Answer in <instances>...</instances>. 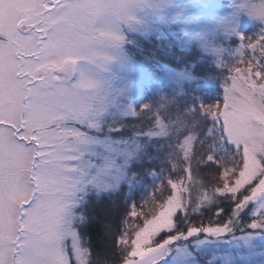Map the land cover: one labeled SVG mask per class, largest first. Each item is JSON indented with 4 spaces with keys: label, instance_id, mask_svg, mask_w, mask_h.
Here are the masks:
<instances>
[{
    "label": "snow or ice",
    "instance_id": "6c2138e0",
    "mask_svg": "<svg viewBox=\"0 0 264 264\" xmlns=\"http://www.w3.org/2000/svg\"><path fill=\"white\" fill-rule=\"evenodd\" d=\"M245 15L264 25V0H234L227 14L219 0H0V264H108L90 238L93 207L118 264H264L261 153L236 187L245 146L264 136V27L242 35ZM217 74L205 160L223 176L224 151L239 158L234 190L220 193L228 206L146 211L133 196L158 179L154 118L124 98L139 84L183 99ZM217 124L225 148L213 155Z\"/></svg>",
    "mask_w": 264,
    "mask_h": 264
},
{
    "label": "rangeland",
    "instance_id": "374dc122",
    "mask_svg": "<svg viewBox=\"0 0 264 264\" xmlns=\"http://www.w3.org/2000/svg\"><path fill=\"white\" fill-rule=\"evenodd\" d=\"M177 2L184 4L187 0H177ZM219 2L223 6V12L227 14L229 12V6L234 3V0H219ZM253 26L258 27V30H252ZM261 27H264V25H260L250 20L245 15L239 23V32L242 35L251 37L256 34L255 32L258 33ZM241 67H244V65H241ZM113 71L116 72L118 76L122 75L121 70L116 65H113ZM218 80L223 81L221 86L223 91H218L219 95L215 94V92L211 93L209 88L204 86L202 89L189 94L187 97L179 99L171 96L169 88H162L161 99L152 97L149 103V99H145V102L149 105V109L146 113L142 112V116L154 118L152 134L156 137V140L152 141L150 146L151 152H156L157 155L154 157L155 160H153V162L160 164L162 160L158 159L161 155L163 153H169L174 157L172 160L176 162V164L173 165V167L175 166L174 170L178 171L184 168V162L187 166L186 171L188 173V179L187 177L185 179V188H182L183 186L178 181L171 185L170 190L167 191L166 194H161L160 192L158 194L153 192L152 194L148 193V196L146 197L147 200L143 199L148 202V204L145 205L146 211H155L157 207L162 206V204H157V201L165 203L175 201L176 203H179L182 199L187 207L195 206L202 201H220L221 204L223 198L220 196V193L234 190L228 188V181L234 178L240 160L232 150L229 155L231 154L232 157H235V160L233 161L232 159L231 166L217 161L219 168L225 170V174L223 176L216 167L214 170L217 173V177H212L208 174L207 179H205L202 175L197 173L200 164H206V166L208 165V162L205 160V156L209 152L208 139L207 137H204L203 129L212 126V119L210 117L211 111L219 110L215 107V105H217L223 97L225 75L217 74L216 79H213L207 84L209 85ZM146 92L152 93L150 89L146 87L141 88L138 84L135 89L130 90L129 95L124 98L122 103L126 108H132L133 106L139 107L142 104H145V102L140 100V98L142 93ZM164 117L166 120L172 119L173 122L171 124L163 123ZM256 127L257 125H255V123L248 125V127L244 130L245 135H248L250 131L254 132ZM185 132H189L191 134L190 141H188L187 145L183 143L178 144L179 138L182 137ZM193 145H196V151L194 152L191 150ZM215 147H217V145H215ZM224 148H216V150L220 153L224 150ZM187 149L188 152H186ZM257 153H261L262 158H264V136H260V138L252 140L250 146H245L246 163L244 164V171L240 174L239 179L236 180V187H240L247 183L256 174L259 165V161L256 158ZM213 155H218V153L215 152ZM175 157H180V159ZM184 159L186 161H184ZM200 159L201 161H199ZM137 191L139 190H135L133 198L137 203H139L141 201H137V199H135ZM93 209L94 207L92 210ZM104 258L107 259L108 264H113L114 262H119L120 260L115 256H106Z\"/></svg>",
    "mask_w": 264,
    "mask_h": 264
},
{
    "label": "trees",
    "instance_id": "16d2710c",
    "mask_svg": "<svg viewBox=\"0 0 264 264\" xmlns=\"http://www.w3.org/2000/svg\"><path fill=\"white\" fill-rule=\"evenodd\" d=\"M249 29V27H248ZM252 30H258V27L253 26ZM257 33V32H255ZM251 36V35H250ZM223 84V81L218 80L214 83H211L209 85H206L205 87L209 88V91L215 92V94L219 95L218 91H221V86ZM220 88V89H219ZM223 91V90H222ZM162 95H160V98ZM153 95L151 92H146V93H142V96L140 98V100H143L145 102V99H149L148 103L150 102V100L152 99ZM217 97V96H216ZM146 104H148L147 102H145ZM218 110H213L210 113V117L213 120L215 117L212 115L213 113L217 112ZM173 122L172 119H168L166 120L165 117L163 118V123L166 124H171ZM216 129H217V147L218 149H221V147H225L224 142L222 139H220V126L219 124L216 125ZM164 141V140H163ZM152 141H150L149 143L151 144ZM191 150L194 152L196 151V145H193L191 147ZM186 152H188V149L186 150ZM216 152L219 154V152L216 150ZM231 152V149H228L226 151H224V154L222 156L219 157V159L217 161H219L220 163L223 164H228L229 166H231L232 164V159L233 161L235 160V157H232V155L229 153ZM151 158L152 160H155L154 157L157 155L156 152H150ZM180 159V157H175ZM174 157L169 154V153H163L161 155V157L158 160H162V162L160 164L155 163L156 167L153 169V171L157 174L158 179L153 180L151 176H149L147 178V180L144 182V185H142V187L137 188V195L135 196V199H137V201H141L143 199H146V197L149 194L155 193L158 194L159 192L162 194H166L167 191L170 190V187L172 184H174L175 182H180V184L183 186L182 188H185L186 182L185 179L187 177L188 179V173L186 171V164H184L183 162V167L181 170H174L175 166L173 167V165L176 164V162L174 160ZM157 161V160H156ZM184 161H186L184 159ZM201 161V159L199 160ZM198 161V162H199ZM173 167V168H172ZM214 167H209L208 165L206 166V164L199 165V169L198 172L200 175H202L203 178L207 179V175L209 174L212 177H217V173L214 170ZM186 173V174H185ZM140 192V193H139ZM147 200V199H146ZM221 206L222 207H227L228 205L224 202V200L222 199L221 201ZM93 213V224L90 228V238L92 239L93 245L96 248V252L98 253V257L100 258H104L106 256H115L116 258L120 259L119 253L118 252H112L111 250V245L109 243H107L104 239V231H103V225L105 223V221L103 219H97V215L103 216L105 213L101 208H96L94 207V209L92 210ZM114 219L118 218L117 214L115 212L112 213ZM206 215H209V213H206ZM113 227H115V225H113ZM113 264H118V262H114Z\"/></svg>",
    "mask_w": 264,
    "mask_h": 264
}]
</instances>
